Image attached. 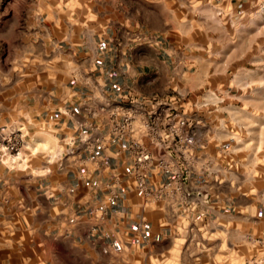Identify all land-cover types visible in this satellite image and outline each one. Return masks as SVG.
Returning <instances> with one entry per match:
<instances>
[{
	"label": "crops",
	"instance_id": "obj_1",
	"mask_svg": "<svg viewBox=\"0 0 264 264\" xmlns=\"http://www.w3.org/2000/svg\"><path fill=\"white\" fill-rule=\"evenodd\" d=\"M245 1L0 0V38L8 52L10 36L18 34L22 62V34L33 32L40 36L36 52L53 61L61 51L69 65L62 76L32 79L11 75L10 55L3 60L0 133L21 132L23 145L19 162L0 165V264H181L179 249L188 232L218 221L237 222L250 242L264 237V155L252 170V159L246 160L244 179L235 182L231 152L223 149L234 140L224 138L233 132L230 124L197 115L205 124L198 130L201 154L228 171L217 178L192 177L186 203L175 205L142 200L125 176L130 159L124 144L109 141L99 120L94 136L105 142L90 159L77 140L92 123L85 107L118 103L130 95L197 98L182 82L184 69L192 66L187 52L207 49L195 37L200 24L217 17L232 24L236 5ZM216 30L227 43H212L211 50L218 52L212 63L222 65L219 52L245 46L234 38L241 30ZM196 60L194 67L206 65ZM196 70L193 81L198 83L208 73ZM113 174L120 178L118 199L101 225L112 249L102 254L88 240V231L96 223L92 210L106 207L104 184ZM165 178L150 173L149 186ZM252 178L261 182L257 190ZM72 218L76 222L69 224Z\"/></svg>",
	"mask_w": 264,
	"mask_h": 264
},
{
	"label": "rangeland",
	"instance_id": "obj_2",
	"mask_svg": "<svg viewBox=\"0 0 264 264\" xmlns=\"http://www.w3.org/2000/svg\"><path fill=\"white\" fill-rule=\"evenodd\" d=\"M233 5L235 4L232 3ZM236 7L234 9L236 16L232 19V24L227 19L219 17L202 20L200 31L195 37L207 49L187 52L191 56L188 62L192 66L188 65L184 69L185 81L182 82V87L185 91L197 92L199 95L212 90L228 92L226 100L220 105L221 111L210 116L234 128L233 132L224 137L229 139L232 136L234 140L230 138L226 141L223 149L231 152L229 166L231 165L230 170L234 171V180L238 183L244 179L242 175L246 160L252 159L249 165L252 170L264 155V0H246L244 4H237ZM229 26L241 30L242 33L237 32L234 38L245 48L221 51L219 55L221 62L224 63L213 64L218 52L211 50V45L214 46L212 43L222 46H226L227 43L225 36L216 29ZM10 38L12 47L9 52L6 41L0 38V73L4 66L3 60L8 55L12 64L11 75L22 74V77L33 79L40 74L58 73L62 76L67 72L69 65L61 51L56 54L57 57L53 61L46 58L49 54L42 55L41 51L36 52L40 36L33 32L22 34V62H19L16 49L19 35L15 34ZM58 38L63 39V36ZM36 55L39 56L36 58ZM196 59L206 65L194 67L193 63L198 62ZM195 69L197 73L202 69L208 73L203 81L200 80L198 83L193 81ZM196 88L198 90L194 91ZM187 110L191 109L187 107ZM250 181L251 187L256 190L261 186V182L254 178ZM244 234L237 222L218 221L207 226L199 225L198 228L188 232V238L180 246L179 250L183 258L179 259V262L181 264H246V261L253 256L264 255L262 250L247 240Z\"/></svg>",
	"mask_w": 264,
	"mask_h": 264
},
{
	"label": "built area",
	"instance_id": "obj_3",
	"mask_svg": "<svg viewBox=\"0 0 264 264\" xmlns=\"http://www.w3.org/2000/svg\"><path fill=\"white\" fill-rule=\"evenodd\" d=\"M227 95V91H206L193 101H189L187 93H176L167 99H145L130 95L118 103L105 102L97 107H85L84 111L92 123L85 126L88 133L77 139L81 146L79 151L86 155L85 159H90L95 150L102 148L105 140L94 136L99 126L94 121L99 120L106 129L109 141L124 144L123 149L130 159L125 176L131 179L135 192L144 202L184 204L191 179L217 178L228 171L215 159L201 154L203 147L198 139V130L205 124L197 116L221 111L220 105ZM187 107L191 110L188 111ZM22 145L19 131L0 133V165L18 161ZM150 173L161 174L166 178L151 188L148 183ZM104 187L106 207L92 210V219L96 223L89 228L88 240L98 246L102 254H107L112 249V243L109 233L101 225L118 199L120 178L117 174H113ZM75 222L73 218L68 220L69 224ZM251 242L264 253V237ZM246 264H264V255L253 256Z\"/></svg>",
	"mask_w": 264,
	"mask_h": 264
}]
</instances>
